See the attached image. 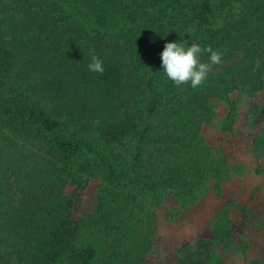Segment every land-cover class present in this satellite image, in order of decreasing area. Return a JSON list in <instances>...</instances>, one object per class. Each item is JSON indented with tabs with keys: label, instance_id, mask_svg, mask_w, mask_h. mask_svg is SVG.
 Here are the masks:
<instances>
[{
	"label": "trees",
	"instance_id": "1",
	"mask_svg": "<svg viewBox=\"0 0 264 264\" xmlns=\"http://www.w3.org/2000/svg\"><path fill=\"white\" fill-rule=\"evenodd\" d=\"M173 41L240 55L177 87L160 57ZM259 91L264 0H0V264H210L211 247L235 248L230 209L248 203L222 193L234 170L204 131L213 98L231 123L239 95ZM90 177L96 206L79 217ZM211 178L216 220L161 255L153 207L174 219Z\"/></svg>",
	"mask_w": 264,
	"mask_h": 264
},
{
	"label": "rangeland",
	"instance_id": "2",
	"mask_svg": "<svg viewBox=\"0 0 264 264\" xmlns=\"http://www.w3.org/2000/svg\"><path fill=\"white\" fill-rule=\"evenodd\" d=\"M226 13L217 18L222 24ZM238 52L222 54L220 65H214L208 75L225 69L239 58ZM201 60V59H200ZM208 62V60H201ZM139 106L147 111L151 104V93L143 86L138 97ZM213 115L204 131L206 142L218 153L227 154L233 172L221 183V191L229 199H237L245 209H230L231 231L229 238L235 248L224 253L211 247L210 264L223 258L227 264H264V91L254 95L242 92L231 116L226 120L227 106L217 98L211 100ZM101 182L90 177L81 192L78 215L94 211ZM223 201L214 188L213 179H208L198 188L195 200L176 218L170 219L164 206L155 205L158 223L154 232L160 254L175 253L180 242L187 239L194 246L204 229L216 220Z\"/></svg>",
	"mask_w": 264,
	"mask_h": 264
},
{
	"label": "clouds",
	"instance_id": "3",
	"mask_svg": "<svg viewBox=\"0 0 264 264\" xmlns=\"http://www.w3.org/2000/svg\"><path fill=\"white\" fill-rule=\"evenodd\" d=\"M209 54L208 62H201L199 59L202 53ZM161 67L167 78L174 82L177 87L190 82L192 88H198L206 80L208 73L214 65H220L222 55L219 50H213L211 46L201 48V46L192 42L191 45L181 43L167 42L160 53ZM91 72L103 73V61L94 53L88 64Z\"/></svg>",
	"mask_w": 264,
	"mask_h": 264
}]
</instances>
